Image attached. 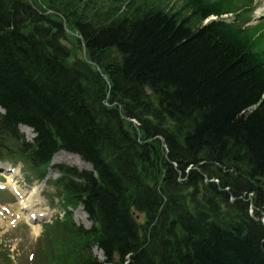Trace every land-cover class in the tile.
I'll return each instance as SVG.
<instances>
[{
	"label": "trees",
	"instance_id": "trees-1",
	"mask_svg": "<svg viewBox=\"0 0 264 264\" xmlns=\"http://www.w3.org/2000/svg\"><path fill=\"white\" fill-rule=\"evenodd\" d=\"M255 2L0 0V159L40 180L61 149L95 169L54 167L67 214L39 264H101L95 245L116 264H264V20L238 18Z\"/></svg>",
	"mask_w": 264,
	"mask_h": 264
},
{
	"label": "rangeland",
	"instance_id": "rangeland-1",
	"mask_svg": "<svg viewBox=\"0 0 264 264\" xmlns=\"http://www.w3.org/2000/svg\"><path fill=\"white\" fill-rule=\"evenodd\" d=\"M262 16H264V0H257V9L254 10L253 14L252 11L248 10L244 14L243 20L247 23V25H249L254 23L255 19H259ZM227 20H233V17H228ZM24 134L29 141L34 139V133L32 130L24 132ZM61 163L76 166L80 169H89V165L87 163L79 159L78 156H74V154L66 151H60L54 156L53 164ZM3 165L4 168L9 166L8 164ZM18 170H20L18 174L19 176L17 177L19 179L18 183L21 182V188L25 190L28 197L31 193L32 187H35L39 194L37 193L33 197L32 207H28V209H23L22 211L20 209L19 200L11 191L10 187H8L7 191L3 190V193H0V208L2 207L0 209V244L3 246V249L0 251V264H32L31 254L34 251H38L37 242L38 238H40L39 236L42 232V228L44 234V227L41 224L42 228L39 230V224H35L34 222L32 224L29 220L28 214L32 212L35 214L46 213V208H49L50 212L52 211V215L60 213L59 210L52 209L53 206H51V204L53 205V193H55L54 188L48 184L42 185L38 182L35 184H29V182H26L25 184V174L22 172L20 166L18 167ZM5 172V169L3 172H0V181L7 184L10 179L9 175L3 176V178L1 177V175H5ZM57 177V171L51 168L48 172L47 179H56ZM41 186L43 188H41ZM28 201L31 202V200ZM55 202L58 204L59 199L56 198ZM2 205H6L8 207ZM6 209H9L12 213L16 212L23 215L20 219L17 217H8V219H12L6 220L5 216L8 215V213L5 212ZM1 212L4 214L1 215ZM61 213L62 216H64L65 212ZM52 215L48 216L46 219L49 220ZM74 218L79 225H83L85 227H89L91 225L88 215L83 208H79L74 211ZM36 229L39 231L37 232ZM42 244L44 246V242H42ZM43 246L41 248H43Z\"/></svg>",
	"mask_w": 264,
	"mask_h": 264
},
{
	"label": "bare ground",
	"instance_id": "bare-ground-1",
	"mask_svg": "<svg viewBox=\"0 0 264 264\" xmlns=\"http://www.w3.org/2000/svg\"><path fill=\"white\" fill-rule=\"evenodd\" d=\"M22 129L25 131V132H27V131H29V129L28 128H26V127H22ZM75 156V155H74ZM79 159H80V157H78ZM89 165V164H88ZM87 165V166H88ZM89 168H91V166L89 165L88 166ZM23 193V192H22ZM35 193H36V191H32L31 192V194H30V196H29V198H28V200H31V201H33V195H35ZM28 200H26L24 203H21L20 205L21 206H30V201H28Z\"/></svg>",
	"mask_w": 264,
	"mask_h": 264
}]
</instances>
